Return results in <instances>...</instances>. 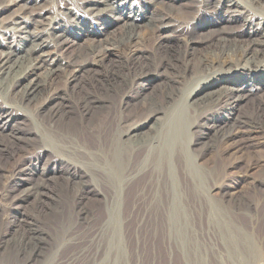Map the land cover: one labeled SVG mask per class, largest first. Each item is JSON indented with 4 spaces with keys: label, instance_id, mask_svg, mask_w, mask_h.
Instances as JSON below:
<instances>
[{
    "label": "bare ground",
    "instance_id": "1",
    "mask_svg": "<svg viewBox=\"0 0 264 264\" xmlns=\"http://www.w3.org/2000/svg\"><path fill=\"white\" fill-rule=\"evenodd\" d=\"M75 1L62 0L55 9ZM127 1L133 3L125 6ZM48 4L0 0V28L42 17L52 12ZM174 4L182 14L167 9ZM263 10L264 0L245 5L238 0H109L92 12L102 26L118 20L123 30L102 36L85 25L81 31L90 44L72 54L67 29L35 33L26 28L25 38L36 40L35 48L0 45V164L18 156L11 170L0 173L1 200L10 214L26 215L31 203L30 213L43 223L67 231L70 221L82 227L68 238L63 231L51 242L39 233L33 216L17 217L0 235V264L96 262L104 241L105 253L116 240L125 199L123 221L139 211L161 233L171 224H188V214L199 212V205L209 209L216 199L234 211L250 212L242 191L218 182L226 169L220 174L216 168L227 154L251 152L264 134V98L259 99L264 79H244L264 64ZM109 13L121 17L108 19ZM188 82L203 86L195 84L186 97L182 87ZM178 108L184 112L177 121ZM29 125H35L33 130H27ZM209 152L215 155L206 159ZM29 169L35 171L28 174ZM250 188L259 190L256 183ZM99 208L107 214L103 225L80 238ZM245 239L255 244L248 235ZM63 242L78 248L58 260Z\"/></svg>",
    "mask_w": 264,
    "mask_h": 264
},
{
    "label": "rangeland",
    "instance_id": "2",
    "mask_svg": "<svg viewBox=\"0 0 264 264\" xmlns=\"http://www.w3.org/2000/svg\"><path fill=\"white\" fill-rule=\"evenodd\" d=\"M8 1L13 3V0ZM93 1L94 2H92V4L88 5L81 4L76 0L75 5H71L65 9H55L56 6L59 7L62 0H48V5L52 9V12L46 13L39 18L38 16H29L23 20L17 19L9 21L5 27L0 28V45L7 47L13 43L16 48L19 47V51L28 47L35 48L37 41H33L32 38H25L26 35L24 34L23 30L26 28L35 33L42 31L44 28L49 29L50 31H60L62 29H67L71 31V35L69 37L74 43L67 48V51L72 54L76 49H84L90 44L89 40L84 37L86 34L82 33L81 31V28L85 25L89 26L90 31L95 30V32L101 34L102 36H105L103 34H106L107 32L110 33V36L120 33L123 30V23L118 20H114V24L112 26H102L101 20L96 18L95 14H93V10L105 5V3L109 0ZM238 1L245 5L246 1L248 0ZM127 2L128 3L125 4V6H130L133 3V1ZM22 3L25 2L22 1ZM134 3L141 6L144 5L141 2ZM25 5H27V2ZM171 5L170 7H167V9L172 14H182V11L180 8H178V4L177 6L175 4L174 6ZM15 8L16 7L13 9ZM262 13L264 16V12ZM229 16L230 15H227L226 18ZM2 17L4 16H1V18ZM107 17L108 19L111 17L118 19L121 16L116 13H109L107 14ZM229 19L230 21L228 23L230 25H235V21H233L231 16ZM138 24L140 26L139 30L142 31L145 29L142 27L143 24L140 22V20L138 21ZM262 33L264 35V32ZM42 37L47 42L53 39L48 36ZM151 41L152 37L148 39L149 43ZM230 75L232 74H227L225 77L227 76L229 78ZM252 75H256V77L264 79V64L263 67L257 72H247L244 79L249 80ZM195 84H197L198 87L203 86L201 82H188L184 87H182L184 96L187 97L188 93L193 92L194 88L197 87ZM2 98L6 99L5 97ZM262 98L264 97L261 96L259 99ZM181 112L183 113L184 109L178 108L173 113L174 120L178 121L181 119L183 116ZM34 126L35 125H29L27 130H33ZM259 136L258 138L263 144L257 143L249 153L245 152L242 155L239 154L231 156L230 154H227V156L224 157L225 160L219 158L216 168V171L220 172V174H222L224 168L226 169L224 178H221L222 180L219 179L218 182L221 183V185H229L227 189H230V191L233 189L242 191L245 202L251 206L250 212L247 213L243 211H234V209H232L230 206L229 208L228 205H223L221 204V201L216 199V202L213 204L214 206H209V209L206 204L199 205V212L194 211V215L188 214V224L185 223L182 226L180 224L178 225L182 230L179 227L177 228L176 225L171 224L170 231L167 229L168 232L162 231L163 233H161L160 228L155 229L154 225L151 224L152 220L149 219V216L144 215L142 212L139 213V211H134V213L130 215L131 219L128 215V222L127 220L123 221V217L126 214L125 209L128 208L129 204V199H125V202H123V209L121 210V213L118 214L119 222L116 224L117 227L114 228L116 240L112 242L113 245L111 244L113 249L107 247V251L104 253L103 250L102 252L105 243H107L104 241V245L102 244L103 247L99 249L96 262H91L90 259H86V262L85 260H82L83 262L80 260L81 264H115L116 261V264H264V134L260 137ZM217 150L219 153L223 152L224 146L222 144L219 145ZM213 155L215 154L209 152L206 154L205 158L210 159ZM17 159L18 156L14 155L10 158V160H6L0 164V173L11 170ZM30 163V161L23 163L24 168H28ZM48 168L53 169L57 167L50 164ZM34 171L35 170L29 169L27 173L31 174ZM1 182H3V180L0 177V183ZM251 183L258 184L259 190L252 191L250 188ZM73 205L74 204L71 202L70 206ZM30 206L31 203L26 204V215L25 212L22 213L23 216H19L18 214L16 215L15 212V214H10L9 209L7 210L8 205L4 203L0 197V235L8 231L10 221H14V219L17 217L23 219L29 217L32 218V216V219L36 222L37 227H39V233L51 242L56 236H58V234L61 235V232L67 231L65 230V227L63 228L56 223H43L42 219L39 218L40 216H34L32 213H30ZM210 209L212 211H210ZM63 218V221L67 220L66 216ZM106 218L107 214L105 211L103 212V210L100 208L95 210L94 213L90 215L91 222H89L87 224L88 226L85 227L86 231H82L83 233H81L80 238H82V234L85 236L86 233H89L90 231L92 232L94 229L97 230L103 225ZM72 220L75 221V216H72ZM141 220L142 223H140ZM70 222L71 227L69 226V229L71 228V231L68 229L67 233L69 235L66 234L65 238H68L73 234V232L76 233L81 231L82 228L80 224L72 226L73 221ZM57 225L59 227H57ZM141 226H143V228ZM60 228L63 229L61 230ZM152 232L154 234H151ZM111 235L112 232H109V239H111ZM245 235L251 237L255 244L251 243V241L247 243ZM116 241H118L119 245L118 243L114 244ZM77 248L78 247L75 245H65V243L62 244L59 250L60 252L58 254V260H64V258H68L73 252H75ZM92 248L93 251H91ZM89 250L90 253H94L96 248L90 247ZM80 261L78 264H80Z\"/></svg>",
    "mask_w": 264,
    "mask_h": 264
}]
</instances>
